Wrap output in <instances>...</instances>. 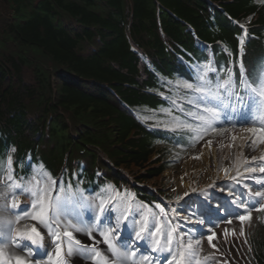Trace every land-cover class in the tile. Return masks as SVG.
Instances as JSON below:
<instances>
[{"label":"trees","instance_id":"16d2710c","mask_svg":"<svg viewBox=\"0 0 264 264\" xmlns=\"http://www.w3.org/2000/svg\"><path fill=\"white\" fill-rule=\"evenodd\" d=\"M241 24L255 84L264 0H0V177L9 155L17 172L36 164L52 177L67 160L65 187L99 192L113 184L158 201L136 183L161 178L173 149L196 141L188 131L145 127L128 108L168 110L163 78L193 82L177 55L210 61L197 40L214 51L221 81L229 68L239 80ZM254 247L264 264V238Z\"/></svg>","mask_w":264,"mask_h":264},{"label":"rangeland","instance_id":"374dc122","mask_svg":"<svg viewBox=\"0 0 264 264\" xmlns=\"http://www.w3.org/2000/svg\"><path fill=\"white\" fill-rule=\"evenodd\" d=\"M194 69L197 70V68ZM169 83L170 86H166V89L174 95L169 97L172 100L171 110L147 111L141 109L137 115L143 122L170 131L188 130L185 127L187 124H191L194 129H197L194 133L195 137L199 138L195 145L183 152L174 149L173 153L169 155L171 167L164 171L161 178L149 182L152 190L156 189L154 182L157 187L160 186L159 188L164 194L161 201L168 203L170 207L163 208L157 204L152 207L148 206L130 192H119V196H117V192L111 185H109L111 188L103 189L97 194L84 193L83 191L79 195L68 193L67 196L66 191L59 194L57 190L61 188L62 183L56 184V180L50 176L45 179L42 176V168L38 166L34 167L33 175L18 182H15L12 176L0 177V207L7 212L6 214L0 212V224L3 226L7 224L8 214L12 217L11 221H15V214L19 213L21 209H25V206L30 214L38 210L31 207L34 201L16 187V185L23 186L29 181H36L41 186L40 190L46 192L47 198L55 206L61 225H65L67 222L78 223L80 220L84 222L92 220L94 215H98L95 209L101 201H104L106 211L100 218L103 219L105 215L110 218V221H105L106 224L114 223L115 220L112 218L119 217L121 212L126 209L127 219L123 221L127 222L130 218L129 225L126 227L121 220L119 229L127 231L128 240L126 243L131 242L138 254L151 257V264H166L170 254L166 251L154 252L151 251V248L153 241L157 238H160L161 247H163L166 243L164 237L171 228L177 229V233L173 234L171 245L173 249L176 248L178 236L183 235L186 241L201 239V257L209 255L216 261V264H253L249 251V248L252 251L250 242L255 244V240L264 238V211L252 210L251 205L255 204V199L250 196L248 188L255 192L260 190L264 184V172L260 171V168L264 167V161L261 159L264 143L259 142L257 138L259 133L254 135L248 129L259 127V125L246 122L247 118L244 115L246 108L233 100L231 103L226 101L229 103L228 107L217 108L219 118L213 124L215 130H212L198 118L200 115L205 116L206 119L209 118V114L204 112V104L197 107L199 94L184 88L182 83L176 80L169 81ZM200 83L199 80L195 85ZM184 105H188V109H185ZM177 113L184 114L189 119L186 120ZM238 118L240 120H237ZM232 132L234 135L238 133L237 140ZM205 149L209 152L208 162L202 166L204 155L202 153ZM253 157L256 159L253 160ZM248 169H255V171ZM225 170H227V174H225ZM52 181L55 183L53 184ZM231 185H236L241 190L232 188L234 191L236 190L235 192L231 191L232 195H229L230 191L225 194L221 191ZM35 186L33 184V187ZM185 193L188 195L186 196ZM118 200L123 204L116 203ZM14 202L17 204L15 208L13 207ZM113 203H116L115 212H108V207ZM242 203L248 204L249 211H251L250 220H246L243 224L236 218L237 214H245V208L240 206ZM161 209L163 212L160 211ZM148 214L152 216L150 221L147 219ZM53 215L50 207L48 216L45 217V223H40L44 229H46L47 220ZM213 215L221 217L215 218ZM200 220L203 221L202 224L198 222ZM229 220L231 223H228ZM25 223L22 220L9 225V228L13 230V237H16L17 229L25 227ZM142 224L146 228L142 233L146 239L136 240L134 233ZM153 224H163L165 231L147 239L148 230L152 228ZM14 227H16L15 230ZM241 229H243L244 236L239 235ZM225 230L228 232L227 243L224 238ZM47 231L54 236L52 233L57 230L53 227L51 231ZM212 232L216 234L212 240V243L217 245L216 248H212L208 244L207 237ZM100 239L102 238L100 237Z\"/></svg>","mask_w":264,"mask_h":264},{"label":"snow or ice","instance_id":"6c2138e0","mask_svg":"<svg viewBox=\"0 0 264 264\" xmlns=\"http://www.w3.org/2000/svg\"><path fill=\"white\" fill-rule=\"evenodd\" d=\"M246 32V30H245ZM243 38L240 40L241 50L243 47ZM227 51V49H225ZM197 71L200 73L198 79L201 81L200 84L194 85L193 83H182V86L187 89H191L193 92L198 93L197 98V107L200 104H204V112L209 114V118L206 119L205 116L200 115L198 118L204 122L206 127L212 128L215 120L219 118V113L217 108H225L229 106L231 101H237L240 105L246 108L244 113L246 122H251L253 124L259 125V127L249 128L248 131L252 132L254 135L259 133L257 137L260 143H264V62L260 64L258 69L254 70L252 75V80L255 81V84L249 80L248 76L245 74V68L241 60L239 66L240 79L237 83L232 69H227L225 73V78L221 81L218 79L219 72L217 68L213 65L211 61L205 63L202 66L197 67ZM209 73L215 74L210 77ZM216 80L215 87H212V81ZM238 90H243L244 95H238ZM228 101L229 103H226ZM212 105V106H209ZM191 115V113H190ZM188 130L196 132L197 129H194L191 124L185 125ZM199 138V137H195ZM211 143V142H209ZM14 151V149H13ZM253 160L256 158L253 157ZM8 163L11 161L9 159ZM249 171H255V169H248ZM261 172H264V167L260 168ZM227 174V170H225ZM47 179V177H46ZM10 182H12L10 180ZM54 184L55 181H52ZM33 184L36 186L33 187ZM19 191L27 194L34 203L31 205L33 209H38L31 214L27 211V206L25 209H21L19 213L15 214V221H9V225L14 222H19L30 218L33 221L39 223H45V217L48 216L49 208H52L54 215L47 220L45 227L47 230L51 231L53 227L62 229V232H53L55 236L56 244V255L59 257L63 250V244L60 243L61 236L66 237L69 241L67 247V255L71 256L73 252L77 256L83 254L91 255L93 258L100 259L101 264H151V257L148 255H137L135 248L131 245V242L125 243L121 242L120 244L115 243V241L120 240L119 233V223L121 220H126V209L121 212L119 217H113L115 220L114 223L105 221H110L108 216H104L103 219L100 218L101 215L105 213L104 201H101L100 204L95 209V212L98 215H94L93 219L84 222L83 220L78 221V223L67 222L65 225H61L60 220L57 218L58 213L55 206L52 205L50 199L47 198L46 192L41 191V186L36 181H29L23 186L16 185ZM111 188V186H109ZM223 191V189H221ZM248 192L252 198L255 199V204L251 205L252 210L256 212L264 211V184L260 190L252 192L251 188H248ZM119 196V193H116ZM125 195H128L125 193ZM187 196L188 193H185ZM229 195H232L229 192ZM116 203L123 204L122 201H116ZM116 203L110 205L107 209L108 212L114 213L116 210ZM259 205L258 207L256 205ZM241 207L245 208V214H237L236 218L243 224L246 220H250L251 211H249V205L242 203ZM13 207H17L16 202L13 203ZM4 209L0 207V212H3ZM163 212V209L160 210ZM53 220L55 223L53 224ZM203 223L202 220L198 221ZM231 223V220L228 221ZM161 225L153 224L152 228L149 229V236L147 239H151L153 236H157L161 233ZM146 230L145 226H142L135 231L136 240L146 239L142 233ZM96 232L102 238L101 242L106 245V251L102 252L96 249L95 244H81V240L78 239L74 233H82L84 236L88 237L91 240H96V236L93 233ZM177 233L176 228H171V230L164 237L166 243L161 247L160 238H157L152 243L151 251L159 252H168L169 258L166 260V264H216V261L212 259L209 255H204L201 257V245L202 240L192 239L185 240L183 235H179L177 238L176 248L171 247L173 242V234ZM47 232L42 233V231L35 225H25L23 229L16 230V237L13 239L11 237V231L9 228L7 237L5 236V230L3 224H0V241H4L3 244H0V264H28V261L25 259L26 256H31L34 253V248L43 247V236ZM215 232H212L210 236L207 237L208 244L212 248H216L217 245L212 243L213 238L215 237ZM235 235V232H233ZM244 236L243 229L239 234ZM228 232L225 230L224 238L227 243ZM28 241L30 243H23ZM245 243L247 241L245 240ZM12 246V250L19 249L23 255H13L12 252L8 250V245ZM73 245L76 247L74 248ZM251 249L249 248V251Z\"/></svg>","mask_w":264,"mask_h":264},{"label":"bare ground","instance_id":"6f19581e","mask_svg":"<svg viewBox=\"0 0 264 264\" xmlns=\"http://www.w3.org/2000/svg\"><path fill=\"white\" fill-rule=\"evenodd\" d=\"M237 137L239 135H235V140H237ZM244 139V138H243ZM236 143V142H235ZM239 144V143H238ZM264 148V147H263ZM208 150L205 149V151L202 153L204 154L202 157V166L208 162ZM262 161H264V150L261 155ZM239 191V189H238ZM237 191V194H239ZM3 213H7L5 210ZM8 221L7 224H4V230H5V236L7 237L8 231H9V221L12 220L11 215L8 214ZM24 222L31 223L32 220L27 218ZM16 228V227H14ZM38 228L42 231V233L47 232L43 236V247L35 248L33 255L26 256L25 259L28 261V264H60V261L63 262V264H101L100 259L93 258L91 255L81 254L77 256L75 252L71 256L67 255V247L68 244H65L63 246V250L61 252V255L57 257L56 255V244L57 241L55 240V236H52L46 229L43 228L42 225H38ZM15 230V229H14ZM12 231V229H10ZM75 236L81 240V244H95L96 249L102 252L106 251V245L101 242L100 236L98 233L94 232L93 235L96 236V240H91L88 237L84 236L82 233H74ZM13 237V236H12ZM14 239V237H13ZM4 241H0V244H3ZM75 248L76 246L73 245ZM8 250L12 252L13 255H23V253L20 252V250L17 248L15 251L12 250V246L8 245ZM137 255L140 256V254Z\"/></svg>","mask_w":264,"mask_h":264},{"label":"clouds","instance_id":"9594fccd","mask_svg":"<svg viewBox=\"0 0 264 264\" xmlns=\"http://www.w3.org/2000/svg\"><path fill=\"white\" fill-rule=\"evenodd\" d=\"M200 50H202L201 48H199ZM207 50H205L204 52H206ZM140 109H143V110H146L145 108H141L139 107ZM148 111V110H147ZM152 111V110H151ZM174 151V150H173Z\"/></svg>","mask_w":264,"mask_h":264}]
</instances>
